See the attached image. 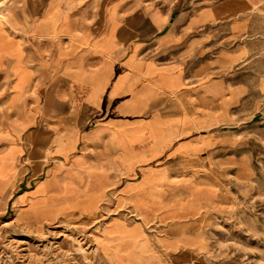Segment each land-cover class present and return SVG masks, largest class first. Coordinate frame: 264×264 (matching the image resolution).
Returning a JSON list of instances; mask_svg holds the SVG:
<instances>
[{"label": "crops", "instance_id": "obj_1", "mask_svg": "<svg viewBox=\"0 0 264 264\" xmlns=\"http://www.w3.org/2000/svg\"><path fill=\"white\" fill-rule=\"evenodd\" d=\"M54 6L39 22L53 30L25 46L32 67L22 61V40L0 35V76L13 92L6 107L29 106L0 118V157L13 140L15 166L27 136L32 155L54 161L18 182L11 196L28 208L16 207L15 217L38 225L71 210L96 212L109 240L98 244L101 254L114 264H158L157 257L196 264L173 257L198 251L196 223L229 202L222 183L203 172L218 128L230 122V108L242 106V80L212 76L209 64L188 65L174 34L190 22L174 19V9L136 14L128 0H110L98 20L88 9L73 18Z\"/></svg>", "mask_w": 264, "mask_h": 264}, {"label": "rangeland", "instance_id": "obj_2", "mask_svg": "<svg viewBox=\"0 0 264 264\" xmlns=\"http://www.w3.org/2000/svg\"><path fill=\"white\" fill-rule=\"evenodd\" d=\"M109 1L0 0V35L22 40V61L32 67L34 53L25 46H30L34 35H47L53 30L46 22L39 24L46 18L51 3L55 4L56 13L69 10L71 17L78 18L83 9H88L91 17L104 20L105 10L101 7ZM95 3L99 6L91 7ZM128 3L135 4L136 14L138 9L148 7L160 12L176 10L173 18L190 24L176 27L175 51L182 49L190 67L212 65V76L240 79L245 88L242 106L230 108V122L218 128L220 136L210 150V165L203 172L222 183L229 202L221 211L196 223L199 250L191 256L186 255L190 252L177 251L173 258L182 255L183 263H191L193 258L196 264H264V0ZM81 29L99 31L105 27ZM39 40L44 41L36 43L41 49L46 46V39ZM12 93L0 76V118L10 119L29 108L25 101L21 107H6ZM20 93L21 98L28 94ZM26 139L27 136L22 138L25 151L15 166L14 156L19 150L13 140L0 157V177L8 181L0 193V204L9 198L7 210L0 209V264H114L101 254L98 244L109 240L98 231L106 220L96 217V212L71 210L38 225L26 222L24 214L15 217L16 207L21 212L28 208L27 200L16 205L14 195L11 196L16 194L18 182L24 175L40 176L41 168L46 171L54 162L49 158L45 162V155H32L31 142ZM3 149L0 145V152ZM157 258L156 263L168 264ZM139 262L126 260L121 264Z\"/></svg>", "mask_w": 264, "mask_h": 264}]
</instances>
